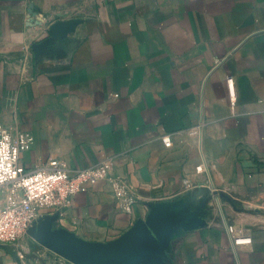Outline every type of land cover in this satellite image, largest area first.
Returning a JSON list of instances; mask_svg holds the SVG:
<instances>
[{
    "label": "crops",
    "instance_id": "obj_1",
    "mask_svg": "<svg viewBox=\"0 0 264 264\" xmlns=\"http://www.w3.org/2000/svg\"><path fill=\"white\" fill-rule=\"evenodd\" d=\"M0 125L35 136L27 169L112 157L134 198L126 210L100 180L56 225L107 241L146 201L209 189L214 217L174 242L172 264H264V224L234 233L216 203L264 206V0H0ZM0 264L72 263L24 236L0 242Z\"/></svg>",
    "mask_w": 264,
    "mask_h": 264
},
{
    "label": "water",
    "instance_id": "obj_2",
    "mask_svg": "<svg viewBox=\"0 0 264 264\" xmlns=\"http://www.w3.org/2000/svg\"><path fill=\"white\" fill-rule=\"evenodd\" d=\"M214 194L209 189H199L146 201V215L107 241L86 239L56 225L58 210L43 213L27 234L72 264H172L174 242L207 226L214 217L210 204Z\"/></svg>",
    "mask_w": 264,
    "mask_h": 264
},
{
    "label": "built area",
    "instance_id": "obj_3",
    "mask_svg": "<svg viewBox=\"0 0 264 264\" xmlns=\"http://www.w3.org/2000/svg\"><path fill=\"white\" fill-rule=\"evenodd\" d=\"M231 98L234 101V83L228 78ZM35 136L30 131H19L13 136L10 129L0 125V189L5 198L0 199V242L17 244L27 229L46 211H59L71 197L89 189L90 185L107 180L112 184L117 197L122 198L123 207L130 211L133 197L126 195L127 184L113 173V158L86 167L71 169L66 163L52 159L45 165L27 169L20 163V152L31 148ZM170 145V139L165 141ZM203 164L196 171H203ZM247 235H239L235 242H250ZM24 246L18 254L24 256Z\"/></svg>",
    "mask_w": 264,
    "mask_h": 264
},
{
    "label": "rangeland",
    "instance_id": "obj_4",
    "mask_svg": "<svg viewBox=\"0 0 264 264\" xmlns=\"http://www.w3.org/2000/svg\"><path fill=\"white\" fill-rule=\"evenodd\" d=\"M217 196L220 197V200L217 199L216 203H218L219 201H222V202H224L227 205V207L229 209L228 211H229L230 217H229L228 220H229V223L231 225L230 228L234 231V233H237V229L235 227L236 226L235 221L244 222V221H249L250 217H255L254 221H256L258 223H261V224H264V206L263 205L254 204L253 202L252 203L247 202V204H242L239 201H237V200L233 199L232 197H230L229 194L226 195V197L224 195H221V196L217 195ZM254 205H257V206H254ZM216 208H217V211H218L217 213H219L220 212V208L218 206H216ZM222 209H223V212L226 214L227 213V209H225L224 207ZM24 236L30 237L26 233V234H24L21 237V239ZM24 240H27L26 237L24 238ZM24 245L25 244H23V246ZM40 246L42 248H45L42 245H40Z\"/></svg>",
    "mask_w": 264,
    "mask_h": 264
},
{
    "label": "bare ground",
    "instance_id": "obj_5",
    "mask_svg": "<svg viewBox=\"0 0 264 264\" xmlns=\"http://www.w3.org/2000/svg\"><path fill=\"white\" fill-rule=\"evenodd\" d=\"M219 200V199H218Z\"/></svg>",
    "mask_w": 264,
    "mask_h": 264
}]
</instances>
